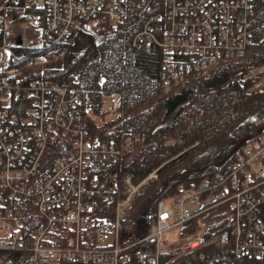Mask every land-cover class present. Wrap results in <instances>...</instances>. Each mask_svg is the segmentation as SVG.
Listing matches in <instances>:
<instances>
[{
	"label": "built area",
	"instance_id": "1",
	"mask_svg": "<svg viewBox=\"0 0 264 264\" xmlns=\"http://www.w3.org/2000/svg\"><path fill=\"white\" fill-rule=\"evenodd\" d=\"M125 2L0 0V264H16L5 255L10 252L24 254L29 264H196L191 259L197 256L201 264H238L243 257H264V134L237 150L223 171L180 186L136 226L125 225L156 171L137 184L125 174L104 187L92 171L95 164L108 167L133 139L118 145L87 140L85 131L74 127L78 106L93 115L80 81L61 85L28 78L26 69L62 59L86 21L104 14L116 22ZM166 2L162 35L154 31L156 16L133 40L135 47L144 42L162 48L163 88L245 54L253 0ZM263 68L256 86L264 83ZM100 94L104 111L117 114L122 95ZM59 138L70 140V149L51 170L38 172L49 144ZM95 197L105 203L115 197L114 212L93 215ZM30 222L36 225L31 228ZM213 248L218 254L207 259Z\"/></svg>",
	"mask_w": 264,
	"mask_h": 264
},
{
	"label": "trees",
	"instance_id": "2",
	"mask_svg": "<svg viewBox=\"0 0 264 264\" xmlns=\"http://www.w3.org/2000/svg\"><path fill=\"white\" fill-rule=\"evenodd\" d=\"M167 11L166 0H126L116 22L97 15L73 34L62 59L25 70L31 80L50 79L61 85L79 80L88 90L93 115L84 112L81 105L74 111V127L85 131L87 140L118 145L123 138L133 139L108 167L95 164L92 171L104 187L113 181L119 183L125 174L137 184L158 169V180L140 194L125 225L136 226L143 214L154 211L158 201L174 197L180 186L192 187L223 171L237 150L264 134V83L256 86L261 79L258 71L264 67V0L252 2L251 42L241 58L188 73L165 89L162 48L144 42L135 47L133 40L156 16L160 18L153 21L154 31L161 36ZM252 70L256 73L249 75ZM100 92L122 95L117 114L104 111ZM65 148L70 149L68 139L50 143L38 172L51 170ZM113 199L107 203L98 197L92 199L96 203L93 215L114 212ZM28 225L32 228L36 222ZM212 253L218 254V249L207 250L205 257ZM5 255L16 264H29L24 254ZM191 260L203 263L199 256ZM238 264H264V257H243Z\"/></svg>",
	"mask_w": 264,
	"mask_h": 264
},
{
	"label": "rangeland",
	"instance_id": "3",
	"mask_svg": "<svg viewBox=\"0 0 264 264\" xmlns=\"http://www.w3.org/2000/svg\"><path fill=\"white\" fill-rule=\"evenodd\" d=\"M243 141H245L244 139H243ZM242 141V142H243ZM158 170V169H157ZM157 170H155L156 172L154 173V171H153V173H154V177H156L155 178V180H153V181H157L158 180V174H157ZM173 237H174V233H171L170 235H168V239H170V240H172L173 239ZM38 256V258L39 259H42V257L40 256V255H37Z\"/></svg>",
	"mask_w": 264,
	"mask_h": 264
},
{
	"label": "water",
	"instance_id": "4",
	"mask_svg": "<svg viewBox=\"0 0 264 264\" xmlns=\"http://www.w3.org/2000/svg\"><path fill=\"white\" fill-rule=\"evenodd\" d=\"M164 164H165V163H164ZM164 164H163V165H164ZM163 165H161V167H162ZM161 167H160V168H161Z\"/></svg>",
	"mask_w": 264,
	"mask_h": 264
}]
</instances>
